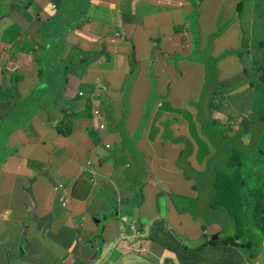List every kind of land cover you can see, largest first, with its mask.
Wrapping results in <instances>:
<instances>
[{"label": "crops", "instance_id": "0c3cea01", "mask_svg": "<svg viewBox=\"0 0 264 264\" xmlns=\"http://www.w3.org/2000/svg\"><path fill=\"white\" fill-rule=\"evenodd\" d=\"M237 4L0 0V264L38 255L41 232L52 234L50 253H63L58 264H264L260 227L243 224L238 234L228 217L202 215L213 195L199 179L225 166L214 142L239 127L242 148L264 143V106L255 103L261 82L247 74L264 59V39L256 59L242 40ZM248 6L260 7L248 31L264 32V0ZM209 68L214 90L197 106ZM34 94L44 105L30 101ZM214 97L222 106H210ZM89 102L103 107L96 136L86 135L92 119L80 109ZM65 117L71 135L57 131ZM85 160L96 169L89 185ZM258 160L248 154L241 165ZM55 224L67 227L66 240L52 233ZM124 236L131 250L119 247Z\"/></svg>", "mask_w": 264, "mask_h": 264}, {"label": "rangeland", "instance_id": "374dc122", "mask_svg": "<svg viewBox=\"0 0 264 264\" xmlns=\"http://www.w3.org/2000/svg\"><path fill=\"white\" fill-rule=\"evenodd\" d=\"M250 1L251 0H238L236 12H237V14H240L242 16V19H241L242 21L240 22L239 26H240V29L243 32H246L245 44L246 45L249 44L250 49H251V54L256 59H260V58H262L263 53H262V50L260 48V45L258 44V41L261 40V39H264V32L256 31V30L255 31H248L249 29L253 30V26H254V22L251 20L250 13H252V12H260V7L252 8V7L248 6ZM0 10H1V5H0ZM263 21H264V16H263ZM254 27L256 28L257 26H254ZM224 32H225V30H224ZM244 35L245 34L243 33L242 37ZM30 41L32 43L33 42H37V40H35L34 38H31ZM242 47H243V43H242ZM12 50H13V47H11L9 49L10 52H12ZM46 52H47V50L43 51V53H46ZM204 56H208V53H205ZM202 57H203V55L200 56V58H202ZM243 57H244L245 60H248L250 58V55L247 52V48L245 46L243 47ZM92 60H94V59H92ZM92 60H90V61H92ZM209 62H211V61L208 60L207 64H209ZM246 66H248V63L244 61L243 62V68L246 67ZM34 71H35V74L37 76H40L42 74L39 71L38 68H36ZM214 71H215V69L211 70L210 68L207 71L206 83H205L204 91H203V94H202L201 102L199 104H197V106H203L202 104L208 103V101L211 98V93L214 90V87H213V83L215 81L214 80V73H215ZM6 93H7V97H6L7 100H11V99L15 98L14 89H8L6 91ZM43 96L44 95H42V97ZM157 97L158 96H154V98L152 100L153 105H154V101H155V99ZM221 99H223V97ZM30 101H36V102L40 103L41 105H44L43 101L37 97V94H34V96L31 98ZM54 101L58 102L57 100H54ZM15 102H17L16 99H15ZM255 102H256V100H255ZM75 104H78V103L75 102ZM86 105L84 107H86ZM22 106H23V103H17V107L18 108H21ZM90 106L93 107L91 103H90ZM96 106L99 107L100 109H103V107H101L100 104H96ZM214 106H222V103L219 100L216 99L214 101ZM254 106H256V104ZM82 107L83 106L80 107L81 110L84 109ZM107 108L109 109V107H107ZM126 111L128 113L127 108H126ZM255 113L256 114H258V113L261 114L260 108H259V111H255ZM84 114H85V111H84ZM106 118H107V116L104 117V121L107 122V126H108L109 131H112V122L110 120L107 121ZM61 120H62V117H61ZM93 121H95V119H93ZM87 128H89L87 130V132H86L87 136H96V132H95V129L93 127L90 128L88 126ZM228 132L231 133L229 135L230 136L229 138L228 137L224 138L223 136H221L220 139H218V144L215 143V142L213 144L216 147L217 150H220V148L222 149L221 155L219 156V161L221 163H223L224 165H226V163L229 162L230 157L234 154V151H232V147L239 146V143L242 142V138H241V135H240L241 133L239 131V127L236 128V129L234 128L233 130H228ZM234 132L237 133L236 135H240V139L239 140H238V138L232 139ZM118 134H122V132L119 131ZM1 139H2V137L0 135V163H1V160H2L3 156L5 155L4 144H3V140H1ZM230 139L232 140V143L230 142ZM240 145H241V143H240ZM201 156H202V154H200V157ZM84 162H85V164H84V168H85L88 161L85 160ZM229 163H231V162H229ZM86 174H88V175L84 176V184L86 183V184L89 185V183H93V182H91V179L93 178V175H91L90 173H86ZM210 174H211V171L207 172L206 175H210ZM186 177H188V176L186 175ZM214 181H215V177H214L213 174L210 177H208V178H203L202 177V179H199V183H201V182L210 183L212 195L214 193V190L212 188V187H214V185H213ZM72 184H73V182L69 183L68 186L70 187ZM239 197H240V200H241V198L245 197L246 200L248 201V196L245 193H243V192H239ZM202 198H205L203 193H202ZM58 207L61 208V206H59V205H58ZM63 211H66L65 208L63 209ZM202 215L206 219L208 217H210V218H214V217L219 218V217H221V215L225 216L224 212H222L221 210H215V209H211V208L210 209H205V211L203 212ZM263 215H264V213L254 211L253 210V206L250 207V208L248 207V205L244 206V222L247 223L248 231H252V230L256 231V229L258 227H260L264 231V217H263ZM226 217H228V216H226ZM228 218L231 219L233 221L234 226H236L235 221L232 218H230V217H228ZM64 228H67V227L64 226V225L55 224V225H53L52 233H56L58 238H61L62 240H66L68 237H67V235L64 232H62L63 231L62 229H64ZM222 231H225V230H222ZM225 234H226V237H227V236H229V234H231V232L230 231L227 232V229H226ZM258 234H259V231H258ZM39 236L46 242V244L39 245L38 248H37L38 255L27 256L25 258L24 263H21V264H44V262L48 260L47 256H49L51 258V264H58V262H59V260H60V258H61L63 253L62 252L50 253L51 246H49L48 242H52L51 241L52 234H48L47 232H41V233H39ZM0 240L2 241L0 243V251H1V247H2L3 243L5 242V239L3 237H0ZM21 240L23 241L24 237H22ZM19 257H20V255L11 257V259L13 260L12 264H15L14 260H17ZM2 259L3 258L0 256V261Z\"/></svg>", "mask_w": 264, "mask_h": 264}, {"label": "trees", "instance_id": "16d2710c", "mask_svg": "<svg viewBox=\"0 0 264 264\" xmlns=\"http://www.w3.org/2000/svg\"><path fill=\"white\" fill-rule=\"evenodd\" d=\"M242 40H245V37ZM235 52L236 50H226L222 55ZM236 54L241 56L240 52ZM255 63L256 73L253 71L252 74H249L247 70L246 73L248 76L255 74L253 79H251V84H254L257 78L261 82L260 85H255V91L259 96L255 103L257 106H264V62L255 61ZM214 101L210 102V106H214ZM84 111L89 114V117L91 116L90 102L86 105ZM75 113H82V111L77 110ZM262 115H264V112ZM60 128L61 126L58 127V132L63 133ZM71 131L72 129H69L67 133L69 134ZM236 134L232 139L238 138L239 140L241 134ZM230 142L232 143L231 139ZM253 147H256V149ZM232 151H234V154L229 159L231 163H226L215 177L214 187H212L214 193L210 201V208L221 210L225 216L232 218L238 225L237 233L239 234L243 230V224L247 226V223L244 222L245 205H248L249 208L253 206V210L256 212L264 213V143L250 144L244 148H242V145L234 146ZM248 154H255V157H259V160L249 165H241L242 158ZM239 192L245 193L248 196V201L245 197L240 200ZM238 234L234 239L240 237ZM211 242L215 243V241Z\"/></svg>", "mask_w": 264, "mask_h": 264}, {"label": "clouds", "instance_id": "9594fccd", "mask_svg": "<svg viewBox=\"0 0 264 264\" xmlns=\"http://www.w3.org/2000/svg\"><path fill=\"white\" fill-rule=\"evenodd\" d=\"M55 7V6H54ZM257 61H259V62H264V59H261V60H257ZM83 94H80V96H82ZM83 108H85L84 106H83ZM96 109L97 111H99V108L98 107H91V111H90V113L92 114L90 117H91V119H92V124L91 125H89V127L90 128H94L95 130H98V131H101V128H100V126L101 125H103V120H102V116H101V114H100V116L98 117V116H93V112H92V109ZM100 112V111H99ZM84 116L86 117V118H88L89 117V114H87V113H85L84 114ZM69 117H65L64 118V120L61 122V128H62V130H64L66 133L68 132V130L69 129H72V131H71V133H67L68 135H71L72 133H73V126H72V122H70L69 120ZM93 119H95V121H93ZM89 128H87V130H88ZM57 131H58V128H57ZM59 133V132H58ZM88 161H91V160H88Z\"/></svg>", "mask_w": 264, "mask_h": 264}, {"label": "built area", "instance_id": "2783aa9c", "mask_svg": "<svg viewBox=\"0 0 264 264\" xmlns=\"http://www.w3.org/2000/svg\"><path fill=\"white\" fill-rule=\"evenodd\" d=\"M55 6V5H54ZM92 112H93V116H100V112L99 111H97L96 109H92ZM101 127H103V125H101L100 126V128ZM107 147H110L109 145H106ZM84 170L86 171V172H88V173H90L91 175H95V167H94V165L92 164V161H88L87 162V165H86V167L84 168ZM62 201H63V204H64V206H68L69 205V199H62ZM131 230H132V232H137L136 231V227H135V224H132V226H131ZM138 233V232H137ZM127 241H128V237L127 236H124V237H122L121 239H119V241H118V245H119V247L121 248V247H126L128 250H131V247H129V246H127Z\"/></svg>", "mask_w": 264, "mask_h": 264}, {"label": "water", "instance_id": "95a60500", "mask_svg": "<svg viewBox=\"0 0 264 264\" xmlns=\"http://www.w3.org/2000/svg\"><path fill=\"white\" fill-rule=\"evenodd\" d=\"M216 238H217V235H214V236H213V239H216Z\"/></svg>", "mask_w": 264, "mask_h": 264}]
</instances>
